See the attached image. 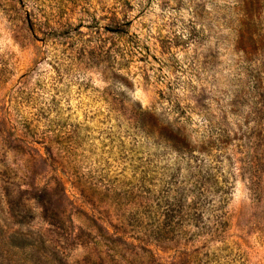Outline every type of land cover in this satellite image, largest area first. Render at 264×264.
<instances>
[{
    "label": "rangeland",
    "instance_id": "rangeland-1",
    "mask_svg": "<svg viewBox=\"0 0 264 264\" xmlns=\"http://www.w3.org/2000/svg\"><path fill=\"white\" fill-rule=\"evenodd\" d=\"M0 264H264V0H0Z\"/></svg>",
    "mask_w": 264,
    "mask_h": 264
},
{
    "label": "trees",
    "instance_id": "trees-1",
    "mask_svg": "<svg viewBox=\"0 0 264 264\" xmlns=\"http://www.w3.org/2000/svg\"><path fill=\"white\" fill-rule=\"evenodd\" d=\"M191 175H193V177L190 179V181H193V183L189 185V187L187 188V191H188V195H190L191 193H195V194H193L192 197L185 196V200L186 201L189 200L190 202L193 201L198 206L199 209L204 208V206H206L205 205L206 202L210 203V201H207V198H208V195L211 193L210 188L212 186V183L210 181H212V176L214 175L212 173H209L208 171H204L201 167L198 171L193 169V171H191ZM216 182H217V185L215 187H217L218 189H221V187H219L218 185V181ZM183 191H186L185 187ZM224 201H225V197L222 194L219 197V199L213 201L212 205H209V207H213L217 202H224ZM186 215L189 216V213H186ZM202 216H203V212L198 214L199 218ZM217 224L219 226V221L217 222Z\"/></svg>",
    "mask_w": 264,
    "mask_h": 264
}]
</instances>
